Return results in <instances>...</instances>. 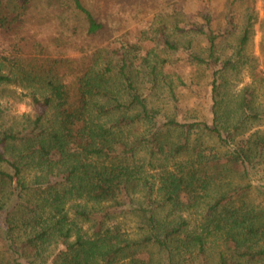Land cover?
<instances>
[{
	"label": "trees",
	"instance_id": "trees-1",
	"mask_svg": "<svg viewBox=\"0 0 264 264\" xmlns=\"http://www.w3.org/2000/svg\"><path fill=\"white\" fill-rule=\"evenodd\" d=\"M42 1L58 13L81 14L87 36L102 30L79 0ZM29 5L30 0H0V30L14 42L9 55L0 58L7 68L3 72L0 64V87L22 84L41 94L33 89L28 95L36 109L32 117L22 115L15 127L0 128V165L6 168L0 170V229L12 264L29 256L27 264H206L211 237L224 245L218 264L263 261L261 215L241 201L246 188L231 176H247L244 167L261 154L264 139L251 135L244 145L223 153L189 146L191 130L207 131L227 144L221 132L232 139L231 130L243 122L221 128L216 81L213 125L170 120L168 129L185 132L167 143L155 127V111L125 71L124 56L114 70L110 61L97 69L98 53L81 59L49 55L42 41L18 32L54 20L49 12L29 19ZM204 36L212 53L218 36L211 30ZM27 45L32 53L23 52ZM113 80L121 81L120 89ZM120 90L129 98L122 99ZM246 107L256 118L250 104ZM48 111L54 113L52 120ZM139 124L149 126V133L135 134ZM27 171L34 172L31 186L24 181ZM35 192L37 203L30 204L25 198ZM203 204L201 224L189 229L182 214L191 217ZM165 207L169 211L158 217ZM116 210L138 216L140 237L131 239L118 225H108ZM85 224L90 225L86 230Z\"/></svg>",
	"mask_w": 264,
	"mask_h": 264
},
{
	"label": "rangeland",
	"instance_id": "rangeland-1",
	"mask_svg": "<svg viewBox=\"0 0 264 264\" xmlns=\"http://www.w3.org/2000/svg\"><path fill=\"white\" fill-rule=\"evenodd\" d=\"M79 1L102 25L98 34H85L81 14L58 13L42 0H30L29 19L49 12L54 20L43 27L30 25L18 32L42 41L47 53L54 57L81 59L98 53L97 69L110 61L116 70L124 56L127 63L125 71L138 94L146 99L148 109L155 111V127L159 126L163 141L167 143H175L185 132L184 129H168L166 123L170 120L180 125L200 122L209 127L213 125L214 81L219 86L215 99L221 102L217 107L218 115L222 117L221 128L230 129L243 122L237 131L231 130L232 139L224 130L221 132L227 144L220 143L207 131L191 130L189 146L197 143L210 151L223 153L244 145L251 135L264 139V0ZM7 6L11 8L12 4L9 2ZM209 30L218 36L212 53L204 36ZM244 35L246 42L241 45ZM12 45L10 33L0 30V58L9 55ZM30 47L25 46L23 52L32 53ZM2 71H7L4 65ZM111 83L114 88H121V81L113 80ZM33 89L36 95H41L35 87ZM33 89L22 84L0 87L1 130L21 123L22 115L32 117L35 114L36 109L28 96ZM120 92L122 99L129 98L126 90ZM239 104L242 110L238 108ZM246 104H250L256 118L249 114ZM47 117L52 120L53 111H48ZM148 130L149 126L139 124L134 133L148 134ZM262 150L258 157L245 165V178L232 175L231 179L234 184L246 188L241 201L258 211L264 223V147ZM140 157L145 163L148 161L144 153ZM5 169L1 164L0 170ZM33 175L34 172L25 173L24 181L29 186ZM36 194L31 193L25 199L36 204ZM141 197L142 193L137 194L135 200ZM204 208L203 204L191 217L182 214L189 219V229L201 224ZM116 211L108 225H118L131 239L140 237L138 216ZM168 211V208H163L158 217H164ZM89 226L85 224L83 229ZM221 251H224L222 241L211 237L205 250L206 264H218ZM12 259L6 251L0 229V264H12ZM28 259L32 258L29 256L18 261L27 264ZM196 264L199 263L196 261ZM256 264H264V260Z\"/></svg>",
	"mask_w": 264,
	"mask_h": 264
}]
</instances>
